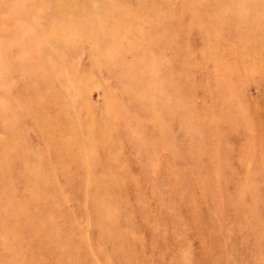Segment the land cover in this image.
Instances as JSON below:
<instances>
[{
    "label": "rangeland",
    "instance_id": "374dc122",
    "mask_svg": "<svg viewBox=\"0 0 264 264\" xmlns=\"http://www.w3.org/2000/svg\"><path fill=\"white\" fill-rule=\"evenodd\" d=\"M0 264H264V0H0Z\"/></svg>",
    "mask_w": 264,
    "mask_h": 264
}]
</instances>
